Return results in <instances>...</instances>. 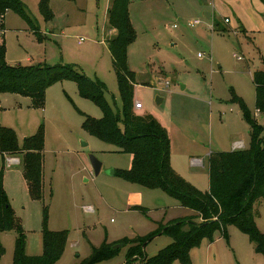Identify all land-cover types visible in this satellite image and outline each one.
<instances>
[{
    "label": "rangeland",
    "instance_id": "rangeland-1",
    "mask_svg": "<svg viewBox=\"0 0 264 264\" xmlns=\"http://www.w3.org/2000/svg\"><path fill=\"white\" fill-rule=\"evenodd\" d=\"M23 2L32 25L7 11L5 61L74 66L88 79L101 81L106 101L113 110L119 108L107 44L116 34L107 19L112 0H47L48 17L40 11V0ZM205 11L211 13L208 18ZM129 18L135 38L128 46L127 65L135 74L134 102L142 105L136 112L151 115L168 132L174 170L208 191L209 154L237 149V142L250 145L249 125L233 91L264 126L252 81L264 55V0H132ZM77 109L102 116L71 80L49 86L36 107L29 97L0 93V126L11 128L19 145L40 125L44 128L42 197L33 198L27 190L22 156L16 155L20 162H10L11 156L0 151L3 188L24 233L27 256L42 255L44 229L68 232L54 264H77L104 240L144 236L161 223L195 215L161 189L112 174L130 168L131 154L84 131ZM89 154L102 163L97 175ZM254 210L256 225L264 232V195ZM226 233L217 232L212 241L204 238L190 250L189 264H264V255L255 253L254 243L235 225H228ZM18 235L17 226L0 231V264H13ZM171 242L167 233L158 234L147 242L145 254L152 257ZM125 254L122 248L98 264H123Z\"/></svg>",
    "mask_w": 264,
    "mask_h": 264
},
{
    "label": "trees",
    "instance_id": "trees-1",
    "mask_svg": "<svg viewBox=\"0 0 264 264\" xmlns=\"http://www.w3.org/2000/svg\"><path fill=\"white\" fill-rule=\"evenodd\" d=\"M132 0H112L107 19L116 34L107 41L119 87L120 107L113 110L105 99V85L90 80L74 66L47 64L10 65L5 61L3 18L12 10L32 25L23 0H0V93H16L29 97L33 107L44 102L46 89L60 81L76 83L79 94L95 103L102 112L99 118L83 115L82 129L99 140L115 145L120 152L132 156L128 169L114 170L119 177L149 188H158L173 196L178 203L192 209L195 215L160 224L158 229L144 236L123 237L116 241H102L77 264H98L116 256L126 248L123 264H181L190 263V250L206 238L214 239L217 232L227 236L228 225H235L254 243V251L264 255V232L255 222V204L264 195V126L257 123L242 98L232 92L249 125L250 145L231 151L211 152L208 157L209 190L201 191L187 182L171 166L170 137L151 115H141L134 108V77L127 65L128 46L135 38L130 23L129 4ZM40 11L48 17L47 0H40ZM262 68L252 74L255 88V107L264 112V55ZM0 151L15 157L22 156L23 177L31 197H42L44 128L18 144L14 131L0 126ZM17 226L19 235L13 264H54L63 254L67 230H43V253L27 256L24 253V233L16 220L8 196L3 188L0 172V231ZM167 233L172 242L152 257H147L143 244L154 236ZM146 246V245H145Z\"/></svg>",
    "mask_w": 264,
    "mask_h": 264
},
{
    "label": "water",
    "instance_id": "water-1",
    "mask_svg": "<svg viewBox=\"0 0 264 264\" xmlns=\"http://www.w3.org/2000/svg\"><path fill=\"white\" fill-rule=\"evenodd\" d=\"M205 16L208 18L209 17V13L206 12ZM161 98L160 97H157L156 101L157 103H160L161 102ZM86 143H84L85 145ZM89 161L91 163V166L93 168V171H94V174L97 175L101 169V161L97 159V157L94 155V154H89ZM111 173L114 174V170H111ZM155 237V236H154ZM146 245V242L143 244V247H145Z\"/></svg>",
    "mask_w": 264,
    "mask_h": 264
},
{
    "label": "built area",
    "instance_id": "built-area-1",
    "mask_svg": "<svg viewBox=\"0 0 264 264\" xmlns=\"http://www.w3.org/2000/svg\"><path fill=\"white\" fill-rule=\"evenodd\" d=\"M0 18H1V15H0ZM225 21H228V19H225ZM196 22L197 21H193L192 23H196ZM82 41H83V37H81L79 39V42H82ZM141 107H142V105H141L140 102H137V101L134 102V108L135 109H140ZM236 146L238 148L243 147V143L242 142H237ZM8 159H9L10 162H18V159L16 157H13V156L9 157Z\"/></svg>",
    "mask_w": 264,
    "mask_h": 264
},
{
    "label": "crops",
    "instance_id": "crops-1",
    "mask_svg": "<svg viewBox=\"0 0 264 264\" xmlns=\"http://www.w3.org/2000/svg\"><path fill=\"white\" fill-rule=\"evenodd\" d=\"M155 1V0H154ZM167 1V0H166ZM168 3V2H167ZM149 11V13H154V10H152V9H149L148 10ZM207 11H205V13H206ZM7 13V12H6ZM6 13H5V15H4V18H3V24L5 25V18H6ZM209 13V16H210V12H208ZM145 15H147V14H145ZM152 15V14H151ZM142 108V107H141ZM17 159H18V162H20L19 161V158L17 157V156H15ZM43 181H44V176H43ZM187 208V207H186ZM187 209H189L191 212H193V213H195L192 209H190V208H187ZM187 215H190V212H189V214H187ZM192 215V214H191ZM253 249H254V246H253ZM256 253V252H255Z\"/></svg>",
    "mask_w": 264,
    "mask_h": 264
}]
</instances>
